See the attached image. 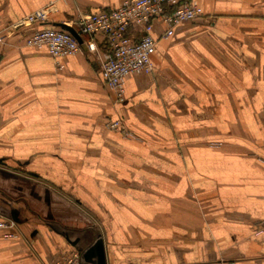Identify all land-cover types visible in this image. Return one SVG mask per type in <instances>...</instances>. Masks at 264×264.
Wrapping results in <instances>:
<instances>
[{"label": "crops", "instance_id": "0c3cea01", "mask_svg": "<svg viewBox=\"0 0 264 264\" xmlns=\"http://www.w3.org/2000/svg\"><path fill=\"white\" fill-rule=\"evenodd\" d=\"M125 1L0 0V264H264V0H192L168 38L154 21L153 71L118 104L75 23ZM62 24L78 54L24 46Z\"/></svg>", "mask_w": 264, "mask_h": 264}, {"label": "built area", "instance_id": "2783aa9c", "mask_svg": "<svg viewBox=\"0 0 264 264\" xmlns=\"http://www.w3.org/2000/svg\"><path fill=\"white\" fill-rule=\"evenodd\" d=\"M50 7L37 10L17 23L16 28H27L48 22ZM203 17L202 9L192 0H126L119 8L79 15L75 26L80 35L101 36L106 43V52L98 59L101 80L115 98L116 103L124 102V84L133 74H150L153 71L151 57L156 42L152 36L154 21H161L168 38L177 25L192 22ZM4 36L0 33V45ZM24 46L45 48L53 58L74 56L80 46L74 36L63 29L45 28L24 36ZM108 130L119 132L126 138L133 135L120 120L109 121ZM9 223L0 220V230ZM52 264H80L78 253H71Z\"/></svg>", "mask_w": 264, "mask_h": 264}, {"label": "water", "instance_id": "95a60500", "mask_svg": "<svg viewBox=\"0 0 264 264\" xmlns=\"http://www.w3.org/2000/svg\"><path fill=\"white\" fill-rule=\"evenodd\" d=\"M61 29L71 33L74 36V38L77 40L78 44L81 45L82 42H81L79 36L71 27H68V26L62 24Z\"/></svg>", "mask_w": 264, "mask_h": 264}]
</instances>
